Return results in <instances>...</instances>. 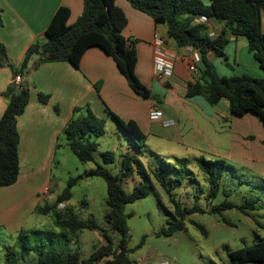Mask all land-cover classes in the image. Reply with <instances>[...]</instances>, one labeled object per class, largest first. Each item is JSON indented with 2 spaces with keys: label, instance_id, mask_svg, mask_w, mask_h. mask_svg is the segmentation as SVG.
<instances>
[{
  "label": "trees",
  "instance_id": "trees-1",
  "mask_svg": "<svg viewBox=\"0 0 264 264\" xmlns=\"http://www.w3.org/2000/svg\"><path fill=\"white\" fill-rule=\"evenodd\" d=\"M133 8L150 15L156 25H166L167 36L178 46H191L200 52V75L194 82L186 86V97L203 95L208 103L216 104L226 100L229 111L237 116L246 114L255 116L264 129V30L261 26V12L264 10V0H209L205 4L202 0H127ZM206 16L213 22L223 23L215 35L210 36L207 26L195 23L197 16ZM70 10L60 6L52 16L46 30V41L34 42L28 46L23 60L16 68L9 63L6 47L0 40V66H8L12 70V80L0 95L7 99V105L0 117V186L11 185L16 182L19 174L18 144L19 133L16 126L17 117L24 111L28 100L30 87L23 80V76L30 74L40 64L53 61H67L78 67L83 53L91 46L100 47L107 55L112 57L118 69L126 78L132 90L141 97L156 99L151 90L137 76L135 67L137 53L134 42L127 41L122 34L127 25V17L119 8L115 0H83V11L75 22L69 24ZM1 24V9H0ZM229 35L245 36L248 51L252 53L258 66L263 71L261 77L252 75L234 74L219 75L212 65L208 55L223 56L224 47ZM36 58L30 66L32 59ZM19 74L21 80L17 83L15 75ZM41 102L46 103L48 94L38 93ZM159 101V99L157 100ZM55 110L58 108L55 106ZM80 107L73 108V116L63 129L67 147L81 162L94 161L93 152L98 143L87 140L92 136H101L105 133L106 121L97 117L89 107L84 114H79ZM106 114L117 123L127 136V143L132 151L121 153V167L119 173H112L102 164L95 162V167L85 172L86 176H100L106 182L107 198L105 204L107 211L104 221L110 229L117 233L119 238L115 241L106 228L98 225L94 218L86 220L74 214H66L63 209H57L61 202L71 197V189L78 183V178H70L66 187L57 195L52 204L38 205L35 211L50 214L55 226L65 241L69 242L73 235L82 229H97L101 232L105 243L96 246L87 257H82L80 251L75 249L68 252H58L54 249H36V264H139L130 259L129 254L135 248L128 246L129 230L125 213V205L148 195L153 180L158 182L169 197L173 207L174 219L167 222L157 232V236L169 237L175 232L185 228V218L193 213H216L236 208H254L257 197L247 198L241 205L223 199L213 204L219 193L220 179L227 171L226 160L223 158H206L203 155L194 157L198 169L204 174L208 184L205 199L208 208L198 204L199 194H194V202L186 206L174 194L184 180L191 178L188 168V157L176 158L175 162L162 160L160 164L143 160V147L147 134L134 120H122L106 107ZM113 151L103 152L104 163L113 161ZM135 173L141 178V183L133 186L131 191H125L122 180ZM227 195V194H226ZM223 222L228 224L227 220ZM206 235L200 224H195ZM23 231L19 232V237ZM141 238L138 246L144 243ZM229 259L227 264H264V236H256L249 245L230 249L223 244ZM10 250V249H9ZM31 250L22 241L21 255ZM6 264H15L10 257Z\"/></svg>",
  "mask_w": 264,
  "mask_h": 264
},
{
  "label": "crops",
  "instance_id": "crops-1",
  "mask_svg": "<svg viewBox=\"0 0 264 264\" xmlns=\"http://www.w3.org/2000/svg\"><path fill=\"white\" fill-rule=\"evenodd\" d=\"M202 1L209 3V0ZM115 3L127 17L122 34L134 42L136 74L156 99L136 94L112 57L98 46L86 49L78 67L67 61H53L32 70L23 79L30 87L29 100L16 121L19 174L15 183L0 186V226L10 223L20 208L33 213L36 206L44 204L39 191L49 180L58 146L63 142L67 146L63 129L75 107L81 108L78 115L84 114L85 108L89 107L97 117L105 119L106 125L110 118L106 114L107 107L120 119L137 122L147 134V140L153 136L181 145L184 149L182 157L210 154L228 161L239 159L235 149L242 144L243 135L252 132L237 125L239 116L229 111L226 100L210 104L203 95L186 97L190 73L182 63V57L187 47L178 46L168 38L166 25H156L150 15L133 8L127 0H115ZM60 6L69 8L68 23L71 24L81 15L83 0H0V40L6 47L9 63L17 68L30 44L46 41L45 30ZM214 23L216 30H220L223 23ZM261 26L264 30V10ZM155 35L164 39V52L174 62L173 75L164 80H158L153 73L152 40ZM231 41L237 39L229 35L223 56L213 52L208 55L221 76L231 75L228 67L232 52L235 60L237 49ZM35 60L32 59L29 65ZM12 76L11 69L0 66V92L11 83ZM40 92L49 95L46 103L39 100ZM156 104L162 113L160 119L150 116L152 106ZM6 105L7 99L0 95V117ZM246 117L257 127L258 122L252 115L246 114ZM23 220L17 223L18 228L24 224ZM144 261L145 258L142 264Z\"/></svg>",
  "mask_w": 264,
  "mask_h": 264
},
{
  "label": "rangeland",
  "instance_id": "rangeland-1",
  "mask_svg": "<svg viewBox=\"0 0 264 264\" xmlns=\"http://www.w3.org/2000/svg\"><path fill=\"white\" fill-rule=\"evenodd\" d=\"M235 38L236 42L231 41L232 46L235 43L237 47L235 60L232 52L228 67L231 75L246 73L261 77L263 71L252 53L248 51L247 39L241 35ZM26 77L25 74L23 78ZM253 117L258 122L257 127L255 122H249L246 115L237 119L238 126L241 124L242 128L254 134L243 135L242 144L235 149L239 155L238 160L226 159L228 169L220 179L219 193L213 204L227 199L235 205H241L247 198L257 197L254 208L246 207L243 211L232 208L223 211L222 214L193 213L185 218L183 230L169 237L157 236L156 232L174 219V213L168 195L160 184L153 180L147 196L125 205V213L129 214L128 246L135 248L129 254L130 259L142 263L145 258L143 264L162 261H169L172 264H227L229 259L222 248L223 244L228 245L230 249H236L251 244L256 236H264V130L258 119ZM62 140L63 138L59 143H62ZM87 140H95L98 143L97 149L93 152L94 161L81 162L67 146L63 145V142L58 146L55 160L51 163V173L44 188L47 192L43 193L44 189L40 190L39 197L43 203H53L56 194L66 187L68 180L77 177L78 183L72 187L67 204L64 202V207L57 206V209H63L61 211H65L66 214H74L83 220L94 218L98 225L106 228L117 241L118 234L104 221V214L108 209L105 204L106 182L100 176H86L85 172L94 168L95 162H98L112 173H119L120 154L132 149L127 143V136L111 117L103 135L92 136ZM106 151H113L114 154L113 161L109 163L103 162L102 154ZM183 151L181 145L173 141L150 136L145 142L141 158L156 164H160L162 160L174 163L176 158L183 156ZM203 156L208 159L222 158L210 154ZM188 159L191 178L184 180L182 185L175 189V197L186 206H191L194 194H199L198 204L207 209L205 194L208 184L205 176L198 169L194 157ZM139 183L141 178L133 173L122 180V187L125 191H131L133 186ZM17 213L10 223L0 226V264H6L7 257L15 264H36L37 248L54 249L63 253L78 249L82 257H87L96 246L105 242L97 229H82L67 242L50 214L37 211L30 213L22 208ZM17 217L20 218L15 222ZM223 219L227 220L228 224L223 222ZM22 220L24 224L18 228L17 223ZM195 224H200L206 235ZM21 230L23 236L20 238ZM144 236V243L138 246ZM22 241L31 249L23 255Z\"/></svg>",
  "mask_w": 264,
  "mask_h": 264
},
{
  "label": "built area",
  "instance_id": "built-area-1",
  "mask_svg": "<svg viewBox=\"0 0 264 264\" xmlns=\"http://www.w3.org/2000/svg\"><path fill=\"white\" fill-rule=\"evenodd\" d=\"M195 23H203L207 26V32L210 36L215 35L216 26L213 21H211L206 16H197L194 19ZM128 42L130 40H127ZM152 45L154 48L153 53V73L154 76L158 80H164L173 75L174 72V62L170 56L164 52V39L159 35H155L152 40ZM187 52L182 57V63L185 65L187 70L190 73V82H194L200 75V64H201V55L198 49L186 46ZM21 80V76L19 74L15 75V81L18 83ZM161 110L159 106L156 104L152 106L151 118L152 119H160L161 118ZM47 190L44 189L43 193H46ZM64 202L58 204V208H63ZM139 264H142L139 262ZM155 264H172L169 261L157 262Z\"/></svg>",
  "mask_w": 264,
  "mask_h": 264
}]
</instances>
